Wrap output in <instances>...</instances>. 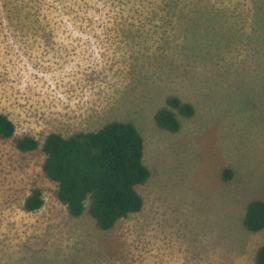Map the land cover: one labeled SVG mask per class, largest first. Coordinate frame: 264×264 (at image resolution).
Masks as SVG:
<instances>
[{"label": "rangeland", "instance_id": "rangeland-1", "mask_svg": "<svg viewBox=\"0 0 264 264\" xmlns=\"http://www.w3.org/2000/svg\"><path fill=\"white\" fill-rule=\"evenodd\" d=\"M264 2V0H263ZM262 2V3H263ZM261 6V5H260ZM258 0H0V113L44 143L120 121L151 172L142 211L73 218L42 150L0 140V264H255L264 230V9ZM181 128L162 130L167 99ZM230 169L232 179L223 171ZM40 188L44 206L24 210ZM89 202L87 203V207Z\"/></svg>", "mask_w": 264, "mask_h": 264}, {"label": "trees", "instance_id": "trees-1", "mask_svg": "<svg viewBox=\"0 0 264 264\" xmlns=\"http://www.w3.org/2000/svg\"><path fill=\"white\" fill-rule=\"evenodd\" d=\"M258 1V9H264L263 0ZM174 110L185 117L195 114L192 105L171 97L167 99V107L155 115L160 129L171 133L180 130L181 123ZM0 140H13L22 153L42 150L43 172L57 185V199L73 218L88 211L101 230L109 231L119 220L144 207L138 187L148 182L151 172L144 162V139L131 123L115 121L98 131L79 132L71 137L51 133L41 143L31 135L16 137L15 123L0 113ZM222 176L225 180L232 179L233 172L226 169ZM44 204L43 191L35 188L26 198L24 210L36 212ZM243 224L250 232L264 230V200H254L248 205ZM255 264H264V245L257 250Z\"/></svg>", "mask_w": 264, "mask_h": 264}]
</instances>
